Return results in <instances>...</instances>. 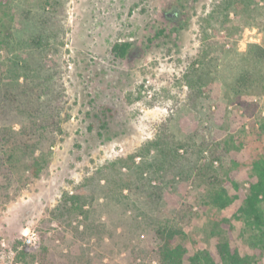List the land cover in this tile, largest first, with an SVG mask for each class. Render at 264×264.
Returning a JSON list of instances; mask_svg holds the SVG:
<instances>
[{
    "label": "rangeland",
    "instance_id": "374dc122",
    "mask_svg": "<svg viewBox=\"0 0 264 264\" xmlns=\"http://www.w3.org/2000/svg\"><path fill=\"white\" fill-rule=\"evenodd\" d=\"M45 1L9 0L15 39L38 31L33 21H47L52 28L50 49L32 54L34 70L15 80L8 60L27 59L29 51L0 50L7 64L2 77L15 94L19 84L48 76L55 98L50 128L55 144L47 164L17 196L0 193V264H22L16 254L25 246L36 253L28 264H158L162 241L156 229L171 219L193 239L192 251L207 248L216 255L223 235L249 252L252 264H264V249L254 248L251 231L242 233L243 221L231 218L240 200L224 209L204 205L223 182L212 187L197 172L215 149L220 159L213 160L210 175L224 180L230 193L236 192L232 182L243 191L248 187L247 161L256 152L248 131L264 114V60L255 88L230 85L249 67L247 50L253 44L264 49V0H245V7L231 0ZM25 11L31 19H23ZM123 41L137 50L132 59L111 52L115 42ZM192 66L208 71L195 102L188 100L185 81ZM56 79L62 117L68 114L57 141ZM21 120L11 104L1 125L17 130ZM165 123L177 139L190 136L195 145L187 155L180 149L184 155L169 166L158 161L154 149L136 155ZM205 143L201 154L197 150ZM126 175L148 178L146 188L158 196L121 192L116 182ZM83 182L92 196L84 205L88 217L53 218L41 231L38 226L50 218L62 194ZM224 217L231 218L230 234L220 224ZM33 229L39 239L29 245L23 232ZM217 230L222 234H212ZM43 232L49 244L41 254Z\"/></svg>",
    "mask_w": 264,
    "mask_h": 264
},
{
    "label": "trees",
    "instance_id": "16d2710c",
    "mask_svg": "<svg viewBox=\"0 0 264 264\" xmlns=\"http://www.w3.org/2000/svg\"><path fill=\"white\" fill-rule=\"evenodd\" d=\"M231 1L236 2L238 6L240 3L242 7L246 5L245 0ZM45 4L48 5L50 2L46 0ZM28 13L27 11L24 12L23 19L30 18ZM225 17L227 18V15ZM33 24L39 28L38 31L21 39H15L9 0H0V50L4 49L7 53L15 48L29 51L27 59L19 56L16 59L8 60L10 62L9 65L5 64L0 58V177L3 179L0 183V193L5 192L8 199L17 196L22 188L32 179L39 176L43 167L47 164V154L55 144V136L50 130L55 121V108H51L55 98H53L51 93L52 88L47 79L48 76L31 80L30 84L25 82L19 84L21 87L16 91V94L12 91L11 86L4 82L2 77L3 69L6 65L11 70H14L15 80H18L21 75L28 76V72L34 70L33 64L36 61L32 56L34 50L43 47L48 51L52 46V28L49 23L37 20L33 21ZM160 32L162 31L160 30ZM136 51L133 44L129 41L115 42L111 48L115 58L132 59L135 57ZM247 54L250 61L249 67L234 79V82L230 85L233 90H239L241 87L252 89L260 83L258 65L264 60V49L253 44L247 50ZM21 69H23L22 73L24 74L19 72ZM204 69L205 67L197 69L192 66L185 73V81L190 88L188 94L190 102H195L203 93L202 85L206 82L208 74V71L206 72ZM57 81L56 79V141L58 135L62 132V119L68 118V114H65L64 118L62 117L63 105ZM43 94L45 96L41 98ZM11 104L15 105L18 114L22 117L17 130L13 129L12 126L1 125L2 120L8 116V108ZM248 133H251V140L256 145V152L247 161L249 167L248 187L245 191L238 184L232 182L236 192L230 193L224 184L226 183L224 180L210 175V172L213 171V160L220 159L215 149L210 152V161L201 165L197 172L202 181L212 185V187L219 184V182H223L219 189L212 191L210 200H206L204 205L208 206L211 204L216 208L224 209L236 200H240L231 218L243 221L245 226H243L242 233L246 229L251 231L250 244L254 248L264 249V207L262 205L264 202V114L252 122L251 130ZM249 134L246 138H248ZM192 139L190 136L189 138L177 139L169 131L165 123L162 124L160 132L144 145V151L138 152L136 155L143 156L154 149L158 154V161L162 165H173L175 162L180 161L184 155L179 152L180 149H183L186 155L194 149L195 145ZM241 141L239 145L243 146ZM206 145L207 143L201 144L197 151L202 154L204 148L207 147ZM134 176L126 175L119 178L116 182L118 190L122 192L127 189L130 195L134 193L135 196L139 195L143 198L158 196L157 191L146 188V184H149L151 180ZM109 186H112L111 183ZM108 191L110 189L106 190V192ZM91 200L92 196H90L87 182L76 186L72 193L65 191L55 208L51 211L50 218L44 219L38 228L44 231L51 219L56 218L59 221H66L75 213H82L87 218L89 210L84 208V205L89 204ZM231 218L224 217L220 221V224L228 227V233H231ZM156 233L162 241L157 249L158 264L253 263V256L249 252L242 250L236 243H232L227 236L221 235L217 239L215 244L216 255H214L207 248L190 250L193 239L172 219L159 225ZM213 233L222 234L220 230L213 231ZM48 244L47 235L43 232L41 243L38 245L41 254L47 252ZM33 249L35 248L23 247L17 252L16 260L22 264H28L29 257H36Z\"/></svg>",
    "mask_w": 264,
    "mask_h": 264
},
{
    "label": "built area",
    "instance_id": "2783aa9c",
    "mask_svg": "<svg viewBox=\"0 0 264 264\" xmlns=\"http://www.w3.org/2000/svg\"><path fill=\"white\" fill-rule=\"evenodd\" d=\"M23 236L25 237V242L29 245L35 244L39 239V235L34 229L23 232Z\"/></svg>",
    "mask_w": 264,
    "mask_h": 264
}]
</instances>
